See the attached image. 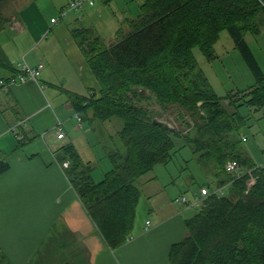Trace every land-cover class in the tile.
<instances>
[{
    "label": "trees",
    "instance_id": "16d2710c",
    "mask_svg": "<svg viewBox=\"0 0 264 264\" xmlns=\"http://www.w3.org/2000/svg\"><path fill=\"white\" fill-rule=\"evenodd\" d=\"M18 1L0 0V31L9 21L8 8ZM125 23L110 42L91 27L71 31L99 82L88 95L68 91L74 110L95 131L114 119L122 122L119 143L107 150L112 167L99 181L92 174L93 162L85 161L74 143L58 149L59 160L69 161L66 172L81 201L108 245H123L136 224L137 180L158 163H168L173 136L182 137L209 177L195 194L205 186L224 190L198 205L191 204L194 197L183 202L197 211L185 219V233L172 243L166 264H264V163L253 159L240 133L247 121L240 107L264 106V70L246 40L247 32H262L264 0H142L140 12ZM223 30L255 77L250 88L226 96L217 94L194 54L199 47L214 59ZM4 57L2 52L0 61ZM147 90L152 96L142 94ZM151 97L165 108L178 105L187 128L170 131L155 124L158 115L138 103ZM230 160L243 168L239 175L227 171ZM9 166L0 159V174ZM248 169L256 178L250 186ZM0 264H10L4 252Z\"/></svg>",
    "mask_w": 264,
    "mask_h": 264
},
{
    "label": "crops",
    "instance_id": "0c3cea01",
    "mask_svg": "<svg viewBox=\"0 0 264 264\" xmlns=\"http://www.w3.org/2000/svg\"><path fill=\"white\" fill-rule=\"evenodd\" d=\"M35 1L10 6L0 31V78L16 75L23 62L44 63L36 79L0 85V159L10 165L0 174V252L10 264H166L192 207L171 199L156 175L141 176L153 217L112 249L57 156L72 142L84 157L79 142L93 126L78 120L68 91L88 95L99 82L65 19L48 22Z\"/></svg>",
    "mask_w": 264,
    "mask_h": 264
},
{
    "label": "rangeland",
    "instance_id": "374dc122",
    "mask_svg": "<svg viewBox=\"0 0 264 264\" xmlns=\"http://www.w3.org/2000/svg\"><path fill=\"white\" fill-rule=\"evenodd\" d=\"M71 0H36L41 7L42 14L49 22L52 16L59 17L62 8L66 7ZM142 0H94V5H86L79 10L69 11L65 23L70 30L77 27H91L98 35L106 41H115L120 28L126 27V19L134 17L140 12ZM17 6H14L16 9ZM49 35L51 32H48ZM11 35H8L10 37ZM246 40L249 43L259 65L264 70V24L262 32L254 35L247 32ZM216 57L208 59L199 47L194 48L196 59L205 74L208 76L215 91L220 96L240 89L250 88L255 83V77L251 67L243 56L242 51L235 46V42L228 30L221 32L220 38L215 44ZM144 95L152 96L150 91H145ZM227 102V100L225 101ZM138 103L152 110L158 117L163 118L179 128H187L180 117L183 110L178 105H168L163 107L154 97L146 100H138ZM240 112L246 117V124L241 129V135L246 139L245 147L250 152L253 159L258 163H264V106L255 108L248 105L240 107ZM189 115L185 119H190ZM114 123L100 131L91 130L85 133L83 141L79 142L85 160H92L95 172L94 179L101 180L105 173L112 167L108 158L107 150L114 148L119 143L117 131L122 126L120 119H114ZM89 121L85 122L88 128ZM86 138V139H85ZM175 147L172 159L164 164L158 163L147 176L156 175L165 188L170 191L171 199L177 201L182 195L193 200L194 191L199 190V185L209 180L206 169L197 161L192 148L186 143L184 138L173 136ZM86 140L90 143L86 145ZM93 151L91 152L90 150ZM145 178V177H143ZM141 179L137 180V183ZM141 194L137 207L136 224H144L147 218H152L150 213V197ZM182 203L181 201H177ZM197 211L192 207L189 215Z\"/></svg>",
    "mask_w": 264,
    "mask_h": 264
},
{
    "label": "built area",
    "instance_id": "2783aa9c",
    "mask_svg": "<svg viewBox=\"0 0 264 264\" xmlns=\"http://www.w3.org/2000/svg\"><path fill=\"white\" fill-rule=\"evenodd\" d=\"M86 5H94V0H71L68 3V5L61 10L60 16L58 18L57 17L52 18L51 22L56 23L60 17H66L68 15L69 11L79 10ZM43 67H44L43 62H40L37 66H31L27 62H23L20 66V71L16 75L11 76L9 78H0V85H4V84H8L10 82H16V81L24 82L29 78L36 79ZM76 117L78 118L79 121L82 120V116L80 114L77 113ZM58 136H59V138H64L65 133L63 131H60ZM244 139H246V138L244 137ZM63 165L65 167H68L69 161H64ZM226 169L228 172L233 173V174H237V175H239L243 170V168L241 167L239 162L236 160L228 161L226 164ZM252 170L253 169L247 170V173L250 174V177L248 179V185L249 186L254 184V182L256 181L255 176H253V174H252ZM223 190H224L223 187L215 188L214 190H210L206 186L202 187L201 190L199 191V193L195 194L194 200L191 202V204L192 205H198L204 200V198L207 195H209L213 192L223 193ZM181 201L182 202H188V198L186 196H183ZM149 224H150V221H148V226H149Z\"/></svg>",
    "mask_w": 264,
    "mask_h": 264
},
{
    "label": "water",
    "instance_id": "95a60500",
    "mask_svg": "<svg viewBox=\"0 0 264 264\" xmlns=\"http://www.w3.org/2000/svg\"><path fill=\"white\" fill-rule=\"evenodd\" d=\"M142 94H144V92H142ZM155 124H158L160 126H162L163 128L170 130V131H175L176 130V126L174 124H172L171 122H169L166 119L160 118V117H154L152 120Z\"/></svg>",
    "mask_w": 264,
    "mask_h": 264
}]
</instances>
